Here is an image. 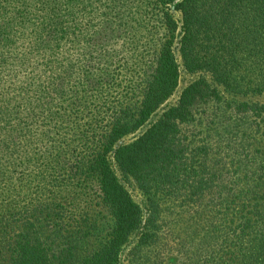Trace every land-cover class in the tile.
Segmentation results:
<instances>
[{
	"label": "trees",
	"instance_id": "16d2710c",
	"mask_svg": "<svg viewBox=\"0 0 264 264\" xmlns=\"http://www.w3.org/2000/svg\"><path fill=\"white\" fill-rule=\"evenodd\" d=\"M102 1L33 0L36 5L51 9L50 12L49 8H41L47 13L37 15L42 25H49L40 41L51 42L53 36L64 39L66 34H70L71 42L89 41V33L96 32L89 24L93 18L87 13V6L95 10ZM153 3L158 8L152 10L154 13L151 11L149 20L159 22L165 33L163 39L153 40L152 57L139 72L138 102L121 104L108 118L94 116L95 126L102 122L101 134L92 137L87 128H81L80 150L71 148V144L70 149L66 148L68 144L57 145L51 125L53 119L71 120L61 118L58 109L65 111L64 115L74 111L77 92L71 93L67 101L64 91L55 92L54 78L45 85L39 75L28 77L29 83L37 84L38 91L46 88L45 95L40 96L45 109L33 112L29 121H20L15 128L28 147L25 156L16 157L11 152L17 135L9 136L4 153L0 152V264H118L119 251L132 233L139 244L152 247L155 259L152 264H158L161 250H156V245L162 229L156 219L160 201L165 197L181 198L185 206L195 205L196 218L208 209L215 215L213 218L239 219L237 226L205 230L195 250L186 255V264L207 263L218 254L219 264H264L263 151L253 148L243 152L233 145L236 157L217 166L211 157L220 156L210 152L206 144L174 142L181 132L178 124H186L195 117L202 121L196 108L212 100L219 101L220 90L244 95L264 89V0H154ZM76 4L81 12L75 16L72 9ZM172 10L179 12V20L173 18ZM32 16L25 1L0 0V88L5 79L11 78L13 66L8 62L9 50L3 49L9 35L7 28L13 34L12 22H20L21 29L24 24H33ZM74 18L84 24L78 26ZM151 27L154 29V25ZM176 33L182 68L190 73L199 72V76L186 84L175 103L165 107L133 140L116 144L121 136L144 124L175 89L179 64L172 43ZM103 75L85 76L82 80L97 87L108 79L102 78ZM234 104L233 122L238 111L251 110L259 115L264 111V103ZM45 113L50 122L47 127L44 117L39 121ZM233 128L230 125V130L221 133L225 151L230 147L231 136H235ZM39 142L43 145L41 150ZM248 162L254 165L237 180L228 175L230 169H247L243 164ZM129 178L144 196L145 213L123 184ZM240 179L243 182L237 183ZM89 181L96 185L98 203L108 214L109 226L106 237L87 250L85 245L91 240L86 236L96 227L85 210L72 208L65 189ZM241 242L247 247L245 250ZM181 244L179 252L184 248V243ZM183 252L187 254V250Z\"/></svg>",
	"mask_w": 264,
	"mask_h": 264
},
{
	"label": "rangeland",
	"instance_id": "374dc122",
	"mask_svg": "<svg viewBox=\"0 0 264 264\" xmlns=\"http://www.w3.org/2000/svg\"><path fill=\"white\" fill-rule=\"evenodd\" d=\"M24 1L28 11L33 13V24H24L25 27L20 29L19 26L22 25L20 22H12L11 28L14 38L10 29L7 28V31H9L8 40L3 42V49L9 50L8 57L10 58L8 62L13 66L10 67L12 68L10 71L11 78L9 80L5 79L3 81L4 86L0 88V152L4 153V144L7 145L8 137L14 135H17V137H14V147H11V152L16 153L17 157L18 155L25 156L24 150H28L22 136L18 137L19 134L15 128H18L20 121H29L28 117L33 112L37 111L38 113L42 111L41 108L45 109L44 101L40 96L45 95L46 88L43 92L38 91L35 88L36 83L27 81L29 76L35 78L37 75L42 78L45 85L46 81L54 78L57 83L55 92L64 91L63 96L67 101L71 98V93L77 92L74 111L70 110L69 113L64 115L65 111L60 110L61 108L58 109L61 118L70 117L71 120L59 122L53 119L51 125H53L52 129L54 131L53 139L57 145L59 144L62 147L64 144H68L66 148L70 149L71 144V148L74 147L80 150L83 142L81 128H87L88 132L92 133V137H98L101 134L102 122L95 126L92 123L94 122V119H92L94 116L96 118H108L112 111L116 110L121 104L136 105L138 102L140 93L138 89L140 88L138 87L139 72L142 73L141 69L144 64L146 65L147 60L152 57L151 53L154 51V48L151 51L153 40L156 38L158 40L160 37L164 38L165 30L161 28L159 22L151 18L149 20L151 11L158 7H154V0H149L151 3L145 2L146 0H103L95 10L87 6V13H90L93 18L89 24L93 25L96 32L94 35L89 33V41L74 40L71 42L70 34H66L64 39H54L53 36L51 42H41V34H47L44 29L49 25H42L40 23L41 19L37 15L40 12L47 13L46 10L41 8L49 7L41 4V6L36 5L33 0ZM77 8V4L73 5L72 11L75 16L81 12ZM11 9L14 11L15 7L11 6ZM49 11L51 12L50 8ZM152 12L154 13V11ZM171 12L173 18L179 20V12L174 10ZM101 14L102 16H100ZM118 15L123 19L119 20ZM74 20L78 26L84 24L78 18H74ZM152 25H154V29H152ZM150 29L151 32H148ZM177 38L178 33H176L172 43V51L179 64L175 89L155 109L144 124L121 136L116 144L133 140L150 122L158 117L165 107L175 103L180 90L186 84L199 76V72L190 73L182 68L177 49ZM98 74H104L102 78H108L106 81L101 82L100 86H91V83L86 84L82 80L85 76L96 78ZM205 76L208 77L207 74ZM52 94L54 95V92ZM238 102L263 104L264 89L260 92L245 93L244 95H234L220 90L219 101L212 100L196 108L200 112L198 114L203 117L202 121L195 117L194 120L186 124H178L179 132H181L179 138L174 142L176 144L187 143L192 146L206 144L211 149L210 152L220 156H210L215 159L214 164L217 166H223L229 158L236 157L237 151L233 149V145H237L238 148L241 147L240 149L243 152L244 150L248 152L247 149H261L264 155V111L260 115L251 110L238 111L234 115L237 120L233 122L231 111L233 105H235L234 103ZM52 108H56V106L53 105ZM220 114L221 117H219ZM214 117L216 119H213ZM42 118L45 127L50 126L46 113L40 117L39 121ZM230 125H234L235 136H231L229 140L230 147L225 151L222 147L224 138L221 137V133L230 130ZM45 139L43 138V141ZM88 145L89 141L86 148ZM42 147L43 145L39 142L40 150ZM237 162H234L235 166L239 165ZM243 165L247 169H238L237 171L230 169L228 175L237 180L244 173L243 171L249 170L254 163L248 162ZM241 182L243 180L240 179L237 183ZM123 184L132 200L145 213L144 196L135 187L132 180L130 178L125 179ZM65 190L68 195L67 201L73 206L72 208L85 210L89 221L96 227L95 231L90 230L89 235L86 236L91 241L85 245V248L88 250L96 247L98 240L100 238L103 240L106 237V228L109 226L108 214L98 203L96 185L92 181L82 182L76 187L68 186ZM180 199L165 197L160 201L156 219L160 229H162V231H159L161 240L156 245V250H161L157 256L158 264H186L188 262L186 255H190L195 250L196 242L201 238V234L206 232L205 230H209L210 227L223 230V227L227 225L233 227L239 223L236 216L233 218L228 216L222 219H219V217L213 218L215 215L212 216V212L208 209L196 218L195 205L185 206ZM194 229L196 233L192 232ZM224 231L226 230L224 229ZM86 238L83 240V244H85ZM181 243H184V248L182 247L181 252H179L177 248ZM240 244L244 247L243 250L247 248L244 242ZM151 248L146 243L139 244L136 235L132 233L119 251L118 264H131V262L132 264H152L155 259ZM184 250H187V254L183 252ZM219 260L220 256L218 254L213 261L207 263L202 261L200 264H219Z\"/></svg>",
	"mask_w": 264,
	"mask_h": 264
}]
</instances>
